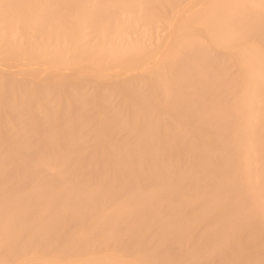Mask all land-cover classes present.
Instances as JSON below:
<instances>
[{
  "label": "bare ground",
  "instance_id": "obj_1",
  "mask_svg": "<svg viewBox=\"0 0 264 264\" xmlns=\"http://www.w3.org/2000/svg\"><path fill=\"white\" fill-rule=\"evenodd\" d=\"M0 264H264V0H0Z\"/></svg>",
  "mask_w": 264,
  "mask_h": 264
}]
</instances>
